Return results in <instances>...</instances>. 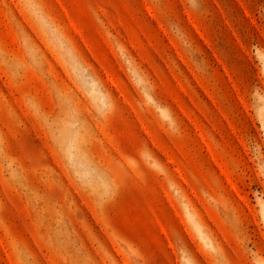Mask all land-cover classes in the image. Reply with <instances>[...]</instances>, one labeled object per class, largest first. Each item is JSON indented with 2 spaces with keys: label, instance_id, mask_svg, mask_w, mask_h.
<instances>
[{
  "label": "rangeland",
  "instance_id": "obj_1",
  "mask_svg": "<svg viewBox=\"0 0 264 264\" xmlns=\"http://www.w3.org/2000/svg\"><path fill=\"white\" fill-rule=\"evenodd\" d=\"M0 264H264V0H0Z\"/></svg>",
  "mask_w": 264,
  "mask_h": 264
}]
</instances>
